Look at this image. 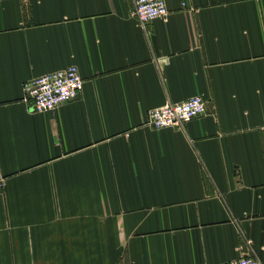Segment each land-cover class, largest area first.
<instances>
[{
	"label": "crops",
	"instance_id": "0c3cea01",
	"mask_svg": "<svg viewBox=\"0 0 264 264\" xmlns=\"http://www.w3.org/2000/svg\"><path fill=\"white\" fill-rule=\"evenodd\" d=\"M166 3L143 27L133 0H0V264L264 263V0ZM70 65L79 97L32 110Z\"/></svg>",
	"mask_w": 264,
	"mask_h": 264
},
{
	"label": "built area",
	"instance_id": "2783aa9c",
	"mask_svg": "<svg viewBox=\"0 0 264 264\" xmlns=\"http://www.w3.org/2000/svg\"><path fill=\"white\" fill-rule=\"evenodd\" d=\"M133 15L145 27L153 20L166 17V0H133ZM84 79L75 65L46 73L24 84L25 99L35 111L54 110L60 105L79 97ZM206 112V102L196 95L179 103H168L148 111V123L155 129L165 127L184 128L192 119ZM6 177L0 172V195L4 192ZM226 264H264L257 256H241Z\"/></svg>",
	"mask_w": 264,
	"mask_h": 264
},
{
	"label": "bare ground",
	"instance_id": "6f19581e",
	"mask_svg": "<svg viewBox=\"0 0 264 264\" xmlns=\"http://www.w3.org/2000/svg\"><path fill=\"white\" fill-rule=\"evenodd\" d=\"M169 12V11H168ZM179 103V102H178Z\"/></svg>",
	"mask_w": 264,
	"mask_h": 264
}]
</instances>
